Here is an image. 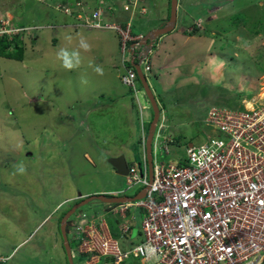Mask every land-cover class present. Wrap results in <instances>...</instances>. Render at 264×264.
<instances>
[{
	"label": "rangeland",
	"instance_id": "rangeland-1",
	"mask_svg": "<svg viewBox=\"0 0 264 264\" xmlns=\"http://www.w3.org/2000/svg\"><path fill=\"white\" fill-rule=\"evenodd\" d=\"M47 1L0 0V19L27 29L19 36L24 59L0 57V264H70L61 226L80 200L134 198L144 190L147 196L141 185L128 189V176L118 175L109 162L127 155L129 170L136 168L144 178L145 143L154 120L140 79L136 91L121 83V38L110 30L77 28L72 17L55 8L68 0ZM86 1L91 10L100 3ZM189 2L179 1L177 28L165 35L177 38L178 50L161 54L167 42L165 36L157 38L145 76L160 108L156 133L168 140L180 160L187 157L189 144L210 139L212 130L205 121L213 107L237 109L243 101L264 95V0H197L196 7ZM169 5L170 0H139L143 14L133 18L137 36L165 26ZM129 19L121 11L110 21ZM211 21L216 27L208 32L204 25ZM198 24L204 33L193 32L201 30ZM187 28H192V38L186 41L181 34ZM179 121L185 124L182 143L174 139L175 129H182ZM159 162L171 163L164 157ZM108 188L118 195L100 194ZM137 201L94 200L79 209L66 229L74 264H115L113 257L90 252L74 237L80 226L90 231V222H104L106 215L122 253L133 250L136 246L127 247L126 240L121 245L115 237L125 214L141 231L145 213L134 206ZM127 204L133 206H123ZM131 230L124 225L121 236ZM150 260L131 255L121 264Z\"/></svg>",
	"mask_w": 264,
	"mask_h": 264
},
{
	"label": "built area",
	"instance_id": "built-area-1",
	"mask_svg": "<svg viewBox=\"0 0 264 264\" xmlns=\"http://www.w3.org/2000/svg\"><path fill=\"white\" fill-rule=\"evenodd\" d=\"M138 2L129 0L120 10L114 2H100L91 10L85 0L55 6L72 17L77 28L110 30L121 38L125 73L120 79L133 91L139 83L136 66L147 77L149 58L157 47V39L146 42V35L133 33V18L143 14ZM121 11L130 19L110 21ZM25 31L8 18L0 19V38L13 40ZM205 122L212 130L210 139L189 145L181 162H159L162 154L172 153L158 132L152 180L147 155L144 178L136 168L129 170L128 189L138 185L147 189V196L134 205L145 213L141 243L123 254L110 230L105 232L103 222L95 226L94 220L90 231L84 226L76 231L84 247L98 256L113 257L115 264L131 255L151 259V264H264V95L243 101L237 109L213 107Z\"/></svg>",
	"mask_w": 264,
	"mask_h": 264
},
{
	"label": "water",
	"instance_id": "water-1",
	"mask_svg": "<svg viewBox=\"0 0 264 264\" xmlns=\"http://www.w3.org/2000/svg\"><path fill=\"white\" fill-rule=\"evenodd\" d=\"M178 8H179V0H171V11H170V19L165 24V26L161 27L160 29H157L155 31L150 32L146 35L145 41L157 39L161 36H165L167 34L172 33L175 31L177 21H178ZM136 70L139 75V79L144 87V90L146 92V95L151 103L152 110L154 112V120L150 125V130L148 133V137L145 143V149L147 154V161H148V167H149V175L150 180L153 178V145H154V138L156 135V128L158 126L159 118H160V108L158 106L157 100L155 98V95L150 87V84L148 80L146 79L144 73L142 72L141 68L139 66H136ZM110 164L116 169L117 174L126 177L129 175V167L127 164V161L124 156H121L119 158H111ZM146 195V190H144L142 193L137 195L134 198L129 197H119V198H107L105 195H99V196H93L86 198L79 204H77L74 208H72L68 214L63 218L62 226H61V234L64 240V248L66 250V255L68 257L69 263L74 264L73 256H72V248L69 244V239L67 235V226H68V220L81 208L85 207L86 205L90 204L94 200H99L100 202H103L105 204H126V203H132L136 200H140L144 198Z\"/></svg>",
	"mask_w": 264,
	"mask_h": 264
},
{
	"label": "crops",
	"instance_id": "crops-1",
	"mask_svg": "<svg viewBox=\"0 0 264 264\" xmlns=\"http://www.w3.org/2000/svg\"><path fill=\"white\" fill-rule=\"evenodd\" d=\"M70 1H73V0H70ZM86 1V0H85ZM106 2H114V3H116L117 5L118 4H123V3H125V1H123V0H105ZM180 1V0H179ZM100 2H103L102 0H100ZM86 3H87V1H86ZM190 5L191 6H194V7H196L198 4H197V0H190ZM88 4V3H87ZM170 4H171V0H170ZM180 4V3H179ZM89 5V4H88ZM180 6V5H179ZM169 7H170V5H169ZM168 9V8H167ZM180 10H181V7H180ZM194 12H196V13H198V10H196V11H194ZM193 12V14L195 15L196 13H194ZM178 13H179V8H178ZM188 14V13H187ZM167 18V17H166ZM166 18H165V20H166ZM201 19V18H200ZM202 20V19H201ZM161 23H163V22H161ZM216 23L217 22H215V21H211V22H207V24H205L204 25V27L206 28V30L208 31V32H212V29L214 28V27H216ZM165 24H166V22H165ZM214 24V25H213ZM160 25V24H159ZM164 25V24H163ZM162 25V26H163ZM158 26H156L154 29H156ZM197 27H199V28H201V30H195V29H193L194 30V33H204L203 31H204V27L200 24H198L197 25ZM203 27V28H202ZM176 28H177V25H176ZM176 28H175V30H176ZM210 31H209V30ZM191 30H192V28L191 29H189V28H187V32H186V34L184 35V34H181L182 36H185V38H186V41L188 40V39H190V38H192V36L190 35V33H191ZM152 32V31H151ZM173 32H175V31H173ZM172 32V33H173ZM214 32V31H213ZM168 35V34H167ZM162 39H164L166 42H167V44H165V47H164V49H162V52H161V54H163V55H167V52H169V51H177L178 50V48H179V45H180V42L179 41H177V38L175 37V38H172V39H169L168 37H163ZM169 39V40H168ZM163 41V40H162ZM170 41H172V42H170ZM160 42V41H159ZM165 42V43H166ZM176 42H179V43H176ZM170 48H172V49H170ZM167 65V64H166ZM163 66L162 67V69H166V68H168V66ZM186 67V66H185ZM184 67V68H185ZM186 69V68H185ZM178 104H180V103H178ZM177 104V105H178ZM172 121H173V119L171 120V123H172ZM174 122V121H173ZM185 124L184 123H182V121H179L178 123H177V127H182V129L181 130H176L175 129V131L177 132V133H175V135H177L178 137H181V140H182V131H183V133H184V129H183V126H184ZM180 140V141H181ZM181 143H182V141H181ZM191 144H193V143H191ZM191 144H189V145H191ZM144 151V150H143ZM157 153H159V150H157ZM143 154L144 153H142V161H143ZM129 156H131L132 155V153L130 152L129 154H128ZM122 156H124V155H122ZM161 158L162 157H164V158H166V159H168V161H173V162H181V160H180V158H176V157H174L173 156V154H171L170 155V157L168 156H163V154L160 156ZM125 158H126V161H127V163H128V165H129V157H127V155H125ZM143 164H144V161H143ZM118 192L119 191H110V188H108V189H104V191H101V193L100 194H106V195H108V194H111V195H118ZM97 194H99V193H97ZM111 209V207L108 209V211L107 212H109V210ZM126 216V217H125ZM122 218H121V223L120 224H118V229H119V232H118V236L117 237H115L116 239H118L119 240V242H120V244L122 245V240H126V246L128 247V246H131L132 245V248H134L135 246H137L138 244H140L141 243V241H142V238H141V240L140 241H137V239L139 238V236L141 237V231H140V229L136 226V223L135 222H133L132 220H133V218L131 219V218H129L126 214L125 215H123V216H121ZM104 218L106 219V220H104V222H103V228H104V230H108L109 231V229H108V225L106 224L107 222H108V219H107V215L106 216H104ZM110 219V218H109ZM98 224H96L95 223V226H97ZM124 225H127L128 227H132V230H131V233L130 234H128L127 236H124V238L121 236L122 234H123V227H124ZM111 232H112V230H111ZM75 237V242H78L79 241V237L76 235V236H74ZM127 264H132V262L131 261H128L127 262Z\"/></svg>",
	"mask_w": 264,
	"mask_h": 264
},
{
	"label": "trees",
	"instance_id": "trees-1",
	"mask_svg": "<svg viewBox=\"0 0 264 264\" xmlns=\"http://www.w3.org/2000/svg\"><path fill=\"white\" fill-rule=\"evenodd\" d=\"M170 11H171V4L169 7ZM134 35H137V32H134ZM24 36V35H22ZM20 36V37H22ZM19 36H16L13 40L9 41L8 37H3L0 38V57L6 58V59H12V60H17V61H22L24 59L23 57V47L21 46V44H19ZM10 49H16V52L14 53H10L9 50ZM240 106V105H239ZM176 142H180L181 137H178L177 135H175L174 137ZM83 200H80L79 202H82ZM85 260V259H84Z\"/></svg>",
	"mask_w": 264,
	"mask_h": 264
},
{
	"label": "clouds",
	"instance_id": "clouds-1",
	"mask_svg": "<svg viewBox=\"0 0 264 264\" xmlns=\"http://www.w3.org/2000/svg\"><path fill=\"white\" fill-rule=\"evenodd\" d=\"M194 32V31H193ZM147 155V154H146ZM153 155H154V153H153Z\"/></svg>",
	"mask_w": 264,
	"mask_h": 264
}]
</instances>
